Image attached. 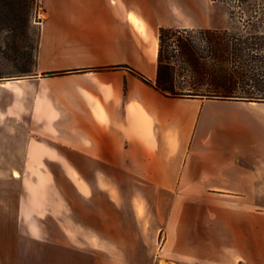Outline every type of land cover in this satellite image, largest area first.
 Returning <instances> with one entry per match:
<instances>
[{
	"label": "crops",
	"instance_id": "crops-1",
	"mask_svg": "<svg viewBox=\"0 0 264 264\" xmlns=\"http://www.w3.org/2000/svg\"><path fill=\"white\" fill-rule=\"evenodd\" d=\"M52 4L9 108L31 126L23 162L63 164L72 186L12 175L0 264H264V102L170 97L143 78H157L160 27L219 29L214 2Z\"/></svg>",
	"mask_w": 264,
	"mask_h": 264
},
{
	"label": "rangeland",
	"instance_id": "rangeland-1",
	"mask_svg": "<svg viewBox=\"0 0 264 264\" xmlns=\"http://www.w3.org/2000/svg\"><path fill=\"white\" fill-rule=\"evenodd\" d=\"M218 9L217 25L219 29H229L232 33L248 36L249 30L243 26V21L257 10L264 12V0H210ZM47 5H53L52 0H0V83L12 79L18 71L32 67L39 48V13L46 10ZM244 18V19H243ZM242 19V20H241ZM202 29H187L180 37L192 41L198 51L207 54L209 44ZM177 37L166 39L163 44V58L172 61L177 66V75L187 74L184 59L177 48ZM247 53L255 51L247 49ZM264 57V50L259 51ZM181 73V74H180ZM180 77V76H179ZM188 85L189 76L182 79ZM264 86V83H262ZM22 90V87H20ZM14 91V90H13ZM264 94V89L255 90ZM11 91L0 87V204L2 219V234L0 235V252L8 254L11 246L10 233L13 231L16 195L21 189L20 179L12 177L15 171L23 172L33 178L37 171L54 172L55 180L60 186H72L70 177L64 172L63 164H25L23 155L17 152L16 144L22 142L31 126H24L23 116L16 115L9 108ZM70 175L72 169L69 168ZM15 174V175H19ZM51 185V180H38V185ZM17 194V193H16ZM264 211V209H263ZM5 219V220H4ZM11 220V222L9 221ZM13 219V221H12ZM162 234V232H161ZM29 260V259H28ZM27 260V261H28ZM2 264H18L15 259H2ZM31 261V260H29Z\"/></svg>",
	"mask_w": 264,
	"mask_h": 264
},
{
	"label": "trees",
	"instance_id": "trees-1",
	"mask_svg": "<svg viewBox=\"0 0 264 264\" xmlns=\"http://www.w3.org/2000/svg\"><path fill=\"white\" fill-rule=\"evenodd\" d=\"M243 26L249 30L247 37L229 29H202L209 44L207 54L179 36L187 29L160 27L157 78L154 82L143 78L170 97L264 102V94L255 91L264 89V57L259 54L264 50V12L256 10ZM173 36L188 72L187 86L182 80L187 74L179 77L176 64L163 58V44ZM247 49L256 53L248 54ZM35 63L36 58L31 68L18 71L13 79L30 75Z\"/></svg>",
	"mask_w": 264,
	"mask_h": 264
},
{
	"label": "bare ground",
	"instance_id": "bare-ground-1",
	"mask_svg": "<svg viewBox=\"0 0 264 264\" xmlns=\"http://www.w3.org/2000/svg\"><path fill=\"white\" fill-rule=\"evenodd\" d=\"M18 80V79H17ZM16 80H4L2 83H0V87L9 89V90H14V91H21L20 87L18 84L15 83ZM15 174H18L17 171H15Z\"/></svg>",
	"mask_w": 264,
	"mask_h": 264
},
{
	"label": "built area",
	"instance_id": "built-area-1",
	"mask_svg": "<svg viewBox=\"0 0 264 264\" xmlns=\"http://www.w3.org/2000/svg\"><path fill=\"white\" fill-rule=\"evenodd\" d=\"M164 241H165V235L162 232V234H160V237H159V240H158V243H157L158 244V248H157L158 251L161 249ZM161 264H163V263H161Z\"/></svg>",
	"mask_w": 264,
	"mask_h": 264
},
{
	"label": "water",
	"instance_id": "water-1",
	"mask_svg": "<svg viewBox=\"0 0 264 264\" xmlns=\"http://www.w3.org/2000/svg\"><path fill=\"white\" fill-rule=\"evenodd\" d=\"M5 80H7V79H5ZM8 80H10V79H8Z\"/></svg>",
	"mask_w": 264,
	"mask_h": 264
}]
</instances>
